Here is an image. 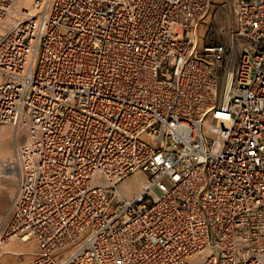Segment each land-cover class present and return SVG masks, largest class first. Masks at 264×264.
I'll use <instances>...</instances> for the list:
<instances>
[{
  "label": "built area",
  "instance_id": "built-area-1",
  "mask_svg": "<svg viewBox=\"0 0 264 264\" xmlns=\"http://www.w3.org/2000/svg\"><path fill=\"white\" fill-rule=\"evenodd\" d=\"M0 0V124L25 126L2 236L32 264H264V0ZM146 180L132 197L130 174Z\"/></svg>",
  "mask_w": 264,
  "mask_h": 264
},
{
  "label": "rangeland",
  "instance_id": "rangeland-1",
  "mask_svg": "<svg viewBox=\"0 0 264 264\" xmlns=\"http://www.w3.org/2000/svg\"><path fill=\"white\" fill-rule=\"evenodd\" d=\"M211 9V15L206 18L204 25L199 27L198 45L212 41H224L225 35L233 26L232 13L222 0ZM0 191L8 187L4 200L0 205V231L6 224L10 213L11 203L17 191V176L12 168V161L16 146L22 144L26 138V129L21 123L16 126L10 123L0 124ZM9 178V179H7ZM146 177L143 172H136L125 177L119 185V190L126 197H132L142 188ZM3 187V188H2ZM0 233V243L2 240ZM4 251L0 252V264H32L36 245L31 239L21 241L18 238L9 239L0 244ZM25 245V246H24ZM22 246V247H21ZM11 248L18 250L9 253ZM6 250V251H5ZM26 250V251H25Z\"/></svg>",
  "mask_w": 264,
  "mask_h": 264
},
{
  "label": "bare ground",
  "instance_id": "bare-ground-1",
  "mask_svg": "<svg viewBox=\"0 0 264 264\" xmlns=\"http://www.w3.org/2000/svg\"><path fill=\"white\" fill-rule=\"evenodd\" d=\"M25 1H27V2H30L31 0H25ZM201 28V27H200ZM2 32L0 31V34H1ZM0 129H1V127H0ZM7 179H9V178H7ZM143 184H144V182H142V186H143ZM3 188V187H2ZM2 191H0V205H1V202L4 200V197L6 196L5 194L6 193H8V192H10L9 191V188L8 187H4L3 189H1ZM12 239H13V237H12ZM23 239H21V241H22ZM0 244H2V243H0ZM25 246V245H24ZM22 247V246H21ZM16 250H18V249H16V248H11L9 251V253H13L12 251H16ZM4 251V249H3V246H1L0 245V252H3ZM6 251V250H5ZM26 251V250H25Z\"/></svg>",
  "mask_w": 264,
  "mask_h": 264
},
{
  "label": "crops",
  "instance_id": "crops-1",
  "mask_svg": "<svg viewBox=\"0 0 264 264\" xmlns=\"http://www.w3.org/2000/svg\"><path fill=\"white\" fill-rule=\"evenodd\" d=\"M10 217H11V213H10V216H9V218H8V220H7V222H6V224L4 225L3 229L0 231L1 235H3V232H4L6 226L8 225V223H9V221H10Z\"/></svg>",
  "mask_w": 264,
  "mask_h": 264
}]
</instances>
